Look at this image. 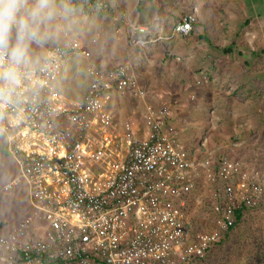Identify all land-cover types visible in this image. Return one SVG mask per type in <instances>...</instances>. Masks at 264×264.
<instances>
[{
	"label": "built area",
	"instance_id": "2783aa9c",
	"mask_svg": "<svg viewBox=\"0 0 264 264\" xmlns=\"http://www.w3.org/2000/svg\"><path fill=\"white\" fill-rule=\"evenodd\" d=\"M64 2L88 14L109 9L107 0ZM195 21L192 15L184 18L174 34L186 37ZM76 50L91 56L78 45L47 50L13 101L0 108V135L16 165L15 177L4 190L23 186L32 212L14 231L0 235V264L203 260L228 232L238 209L264 200V184L254 177L238 179L236 164L223 159L208 176L222 184L219 226L189 234L185 203L177 197L194 188L202 165L179 146L175 131L168 133L157 120L150 122L152 135L127 141L123 153L111 132L113 118L105 110L104 96L126 89L129 67L104 69L93 64L88 69L90 87L72 103L54 85ZM86 143L93 144L98 155L88 154Z\"/></svg>",
	"mask_w": 264,
	"mask_h": 264
},
{
	"label": "rangeland",
	"instance_id": "374dc122",
	"mask_svg": "<svg viewBox=\"0 0 264 264\" xmlns=\"http://www.w3.org/2000/svg\"><path fill=\"white\" fill-rule=\"evenodd\" d=\"M207 1L213 3V0ZM235 1L242 11L230 6L231 12L224 19L227 35L220 37L217 32L216 36H209L211 44L202 43L198 50L199 55L210 54L206 61L176 55H168L161 61V52L150 51L147 55L146 45L136 42L131 45L130 38L125 47L122 43L110 46L115 49L112 66H134L130 86L113 96H104L105 110L113 118L111 132L118 139V145H123L122 152L126 151L127 141L149 134L150 122L157 120L164 123L168 133L179 130L176 142L191 160L202 165L196 170L194 188L177 197V202L185 203L189 234L219 226L217 206L222 184L219 186L208 176L216 173L220 161L227 159L236 164L238 179L254 177L264 184V0ZM91 16L64 0H56L53 15L41 25L42 41L31 46L32 54L37 47L49 50L64 44L80 45L91 54L85 41L92 40V27L96 24L91 21L93 25H88L87 35L81 26L82 20ZM224 16L221 12V23ZM120 25H124V18ZM79 54L76 50L66 60L71 59L73 68L65 74L63 68L61 71L64 77L61 94L72 103L83 98L91 83L88 77L91 62ZM130 56L138 59L139 64L129 62ZM140 69L143 73L138 77ZM148 71L154 76L147 77ZM136 82L138 88L134 85ZM75 94L81 99L75 100ZM7 150L8 143L0 135V235L14 231L32 215L23 186L4 190L16 171ZM86 152L99 153L91 143H86ZM196 264H264V200L255 202L237 228L220 244L213 245Z\"/></svg>",
	"mask_w": 264,
	"mask_h": 264
},
{
	"label": "crops",
	"instance_id": "0c3cea01",
	"mask_svg": "<svg viewBox=\"0 0 264 264\" xmlns=\"http://www.w3.org/2000/svg\"><path fill=\"white\" fill-rule=\"evenodd\" d=\"M107 2L109 9L106 12L91 14V17L81 22V26L86 35L89 34L88 25H93L90 24L91 21L96 24L92 27V40L85 41L86 46L90 48L93 54L91 53V56L88 58L79 54L81 57L91 62L88 64V67H90L91 64L104 69L114 67L112 65H115V59L111 56L114 54L113 50L115 49L110 46H117L119 43H122L125 47L127 46L129 38L131 39V45L135 44V42L136 44L141 43L146 45L145 49L149 51L146 52L147 55L150 54V51L157 50V53L161 52V61L168 55L185 57L187 60L206 61V58H208L210 54L207 53V55L202 56L198 53L202 43L209 46L211 43L208 37L216 36L217 32L220 34V37L222 35H227L228 25L224 23V19L227 17L226 15H228V12H231L230 6H237L239 10L242 11L235 0H213L211 4L207 0H147L142 2L139 0H107ZM221 12L225 15L222 17V23L219 19ZM189 15L194 16L196 19L192 24V31L186 37L174 34L175 25L179 22L177 20L180 17ZM122 18H124V25L121 26L120 22ZM137 27L143 28L144 32H139ZM95 30H97V34H95ZM88 42H91L92 46L89 45ZM96 44H98V47ZM46 51L47 49L43 50L41 47L36 48V53L34 55L32 54L36 61L34 65L40 64ZM129 60V62L135 63L136 65L139 64L136 58L130 56ZM150 60L156 61L155 58ZM72 65L71 59H69L63 66L64 74L68 69L73 68ZM133 68V65L129 66L130 82L128 86H130L134 78ZM153 70V72H155V69ZM142 73L140 69L137 76L140 77ZM61 76H63V74H61ZM61 76L54 86L56 90L63 94L62 81L64 77ZM146 76L153 77L154 75L152 71H148ZM134 85L138 88L137 82ZM85 92L83 91L80 95H83ZM115 93L118 92L109 93L106 97L108 95L113 96ZM75 96V100L81 99V97H78V94H75ZM177 132L175 134L179 137V130H177ZM145 134L152 135V132L149 134L146 132ZM177 139L179 140V138ZM26 203L28 204V201H26Z\"/></svg>",
	"mask_w": 264,
	"mask_h": 264
},
{
	"label": "clouds",
	"instance_id": "9594fccd",
	"mask_svg": "<svg viewBox=\"0 0 264 264\" xmlns=\"http://www.w3.org/2000/svg\"><path fill=\"white\" fill-rule=\"evenodd\" d=\"M55 5L56 0H0V108L31 75V46L42 41L41 25Z\"/></svg>",
	"mask_w": 264,
	"mask_h": 264
},
{
	"label": "trees",
	"instance_id": "16d2710c",
	"mask_svg": "<svg viewBox=\"0 0 264 264\" xmlns=\"http://www.w3.org/2000/svg\"><path fill=\"white\" fill-rule=\"evenodd\" d=\"M226 53H229L230 50H226L225 51ZM256 206H259V205H256ZM255 206V207H256ZM251 207H242L241 209H238L236 212H235V215H234V219L233 221L231 222V224L229 225V230L228 232L225 234V236L223 238H221L219 240V242L217 244H220L225 238H227L230 234V232H232L235 228H237V226L242 222L243 220V216H244V213L247 211V210H250Z\"/></svg>",
	"mask_w": 264,
	"mask_h": 264
}]
</instances>
